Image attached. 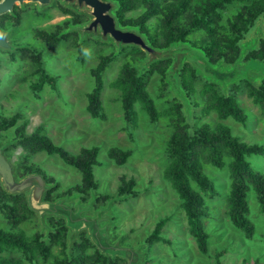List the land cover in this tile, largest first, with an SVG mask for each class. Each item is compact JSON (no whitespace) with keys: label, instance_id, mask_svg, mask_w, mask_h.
Wrapping results in <instances>:
<instances>
[{"label":"rangeland","instance_id":"1","mask_svg":"<svg viewBox=\"0 0 264 264\" xmlns=\"http://www.w3.org/2000/svg\"><path fill=\"white\" fill-rule=\"evenodd\" d=\"M246 6V2L236 1L223 10V21L227 22ZM140 14L141 10L127 12L126 21H134ZM262 18L246 34L242 52L257 46L262 34L257 27L262 26L264 32V23L260 22ZM93 19L92 8L85 3L79 4L77 0H51L45 5L25 2L17 4L12 14L0 16V29L9 32L12 43L17 46L14 52L0 49V124L16 120L8 129L0 130V147L13 142L2 152L12 173L15 169L19 181L18 190L12 191L22 193L21 203L30 200L31 205L42 213L47 205L41 202V197L49 185L52 188L49 193L52 201L61 200L72 208L80 206L85 211L87 209L91 217L103 218V226L109 228L106 235H109L112 243H120L143 253L147 251L145 264H214L218 251H224L221 256L223 264H255L256 260L264 264V215L260 212L255 194L250 191L248 200L249 218L254 226L253 239H248L230 225L225 215V198L231 183L226 168H205L216 182L220 195L208 198L209 215L204 222L210 239L208 252L204 254L200 251L195 238L189 233L181 201L164 176L167 166L166 145L172 130L163 110L170 105V99H177L176 102L183 99L178 89L172 87L170 90L167 85L164 86L165 94L161 93L165 76L162 71L170 61L161 62L157 67L154 65L156 68L147 86L148 94L155 101L159 115H162L154 122L137 105V121L130 122L123 106L122 93L115 82L126 64H133L139 70H148L150 62L160 58L164 52L143 48L139 40L137 45L141 47L140 51L134 50L132 45L119 48L116 39L104 35L99 26L90 27ZM157 22L153 18L148 24L155 25ZM66 31L69 33L64 34ZM44 34L60 37L59 42H48ZM153 36L155 44L160 45L164 41L157 32ZM203 38V34L197 32L189 35L187 43L195 49L203 45ZM208 53L211 58L213 52ZM180 56L177 60L181 59ZM228 57L236 62L212 65L221 71L244 65V61L233 53H229ZM37 58L57 83L53 86L48 81L38 92L33 86L40 80ZM104 59L110 60L101 72V117H94L88 110L89 95L97 88L95 70ZM191 60L189 63H174L173 67L178 69L185 64L182 74L187 65L204 71L202 60ZM170 79L173 81L171 76ZM196 83H199L196 84L197 90L189 95L194 108V123H223L241 140L264 145V112L246 92L237 94L240 106L248 115L246 123L231 118L221 121L213 112L204 111L205 100L199 92L202 82ZM229 91L235 92L232 85ZM38 130L74 157H80L84 150L98 149L100 165L94 167L98 184L94 196L89 195L87 200L73 197L70 190L82 185L78 168L65 163L58 155H49L46 151L31 152L19 142L24 135L30 136ZM113 149L128 152V160L121 165L116 163L110 157ZM248 159L257 171L264 173V157L255 155ZM30 176L38 178L20 183ZM124 179L135 180L138 197L127 201L119 199V189ZM10 180L8 174L7 178L0 174V186L3 189L6 181ZM102 196L108 198L103 199ZM95 199H99L97 208L90 210V202ZM166 217H170L169 221L160 233L164 240L148 244L158 222ZM42 227L36 214L13 227L0 212V229L9 232L23 230L30 236ZM70 235L71 230L68 239ZM59 249L54 248L53 252L58 253ZM93 252L94 249L90 248L87 253ZM116 264L126 262L120 260Z\"/></svg>","mask_w":264,"mask_h":264},{"label":"trees","instance_id":"2","mask_svg":"<svg viewBox=\"0 0 264 264\" xmlns=\"http://www.w3.org/2000/svg\"><path fill=\"white\" fill-rule=\"evenodd\" d=\"M104 1L112 4L110 14L114 17L118 28L134 31L145 39L150 49L164 52L160 58L150 62L148 70H139L133 64H126L115 82V86L122 93L123 106L130 122L137 121L135 110L137 105L154 122L162 115H159L155 101L148 94L147 86L152 71L161 62L170 61L167 68L162 71L165 76L161 93L165 94L164 86L167 85L170 86V90L172 87L178 89L183 99L179 102H176L177 99L174 101L170 99L168 101L170 105L163 110V115L168 119L172 130L166 145L167 166L164 176L181 201L189 233L195 238L200 251L204 254L208 252L210 239L204 222L209 215L208 198L220 195L216 182L206 173V167L227 169L231 183L225 198V215L230 225L248 239H253L254 226L249 218V192L255 194L260 212L264 215V173L257 171L248 158L255 155L264 157V145L249 144L241 140L223 123L197 125L193 122L194 108L190 103L189 95L197 90L196 84L199 83L196 82H202L199 92L205 100L204 111L213 112L221 121L231 118L242 124L246 123L248 115L237 98V94L242 92H246L252 102L264 112L262 26L257 27L262 33L258 38L257 46L242 52L246 34L259 23V18L263 17L260 22L264 23V0ZM236 1H244L247 6L224 22L223 10ZM138 10H141V14L137 19L126 21L127 12ZM12 13L13 11L0 16ZM153 18L157 19V24L149 25L148 21ZM155 32L161 34L164 40L160 45L155 44L153 36ZM197 32L204 36L203 47L194 49L187 43V39L189 35ZM68 33L69 31H66L64 34ZM43 37L54 44L60 39L47 34ZM125 45L134 46V50H142L136 44H123L119 48ZM0 49L12 52L16 50L2 47ZM208 52H213L211 58ZM229 53L240 57L244 65L228 71H221L212 65V63L236 62L235 59L228 57ZM179 55L181 59L177 60ZM191 59L202 60L204 71L187 65L182 74L185 64L174 69V63H189ZM37 60L40 80L33 86L38 92L48 81L53 86L57 83L45 70L41 61L38 58ZM109 60L104 59L95 70L97 88L89 95L88 108L94 117H101L102 107L99 101L103 85L101 72L109 65ZM230 85L235 90L234 93L229 91ZM15 121L14 119L7 121L6 124H0V130L8 129ZM19 142L31 152L46 151L49 155H58L65 163L79 169L82 185L76 190H70L73 197L87 200L89 195H95L98 184L94 176V167L100 165L98 149L84 150L80 157H74L62 146L55 145L40 130L30 136L24 135ZM11 145L13 142L7 143L0 149L3 152ZM129 156L128 152L119 149L110 151V157L119 165L124 164ZM12 174L14 180L6 182L4 189L0 186V212L3 218L13 227H17L36 214L43 227L30 236L23 230L9 232L0 229V264H116L120 260L126 264L146 263L147 251L143 253L138 249H128L120 243L114 244L110 241L109 235H106L109 228L103 226V218L91 217L86 212L87 209L85 211L80 206L72 208L61 200L52 201L49 196L52 188L49 185L42 193L41 202L47 205L42 213L31 205L30 200L21 203L22 193L12 191L19 184L15 169ZM135 185L134 179L129 181L124 179L119 189V199L127 201L138 197L139 193ZM102 197L108 198V196ZM98 201L99 199H95L94 202H90V210L97 208ZM169 218H163L158 222L155 231L148 239V244L164 240L160 233ZM70 230L71 235L68 239ZM57 247L60 249L58 253H54L53 249ZM90 248L94 249L92 254L87 253ZM223 254L224 251L216 253L214 264H223L221 261ZM255 264H260V261L256 260Z\"/></svg>","mask_w":264,"mask_h":264},{"label":"water","instance_id":"3","mask_svg":"<svg viewBox=\"0 0 264 264\" xmlns=\"http://www.w3.org/2000/svg\"><path fill=\"white\" fill-rule=\"evenodd\" d=\"M71 1V0H67ZM79 4L85 3L86 5L92 8V15L94 16L93 21L90 24V27H100L103 34L106 36H111L116 39V42L121 46L122 44H138V41L141 43L140 45L143 48L150 49L146 43L145 39L141 37L139 34L130 30H122L117 27L116 21L114 17L110 14L111 3L104 0H77ZM24 2H39L41 5H45L51 2V0H0V15L6 14L8 12L13 11L14 7L17 4H22ZM0 47L13 50L14 47L11 45L9 41V36L6 32L0 30ZM152 50V49H150ZM0 174L4 177L11 178L10 181L14 180L13 174L11 172V166L9 162L5 159L2 154V150L0 149ZM38 178V176H30L24 179L21 184L30 182V180ZM6 181V182H10ZM20 184V185H21ZM19 188V184L15 186L12 190L16 191Z\"/></svg>","mask_w":264,"mask_h":264},{"label":"flooded vegetation","instance_id":"4","mask_svg":"<svg viewBox=\"0 0 264 264\" xmlns=\"http://www.w3.org/2000/svg\"><path fill=\"white\" fill-rule=\"evenodd\" d=\"M25 3V2H24ZM32 3V2H31ZM23 4V3H22ZM21 5V4H20ZM17 6V5H16ZM15 6V7H16ZM14 7V8H15ZM13 11H14V9H13ZM12 12V11H11ZM4 32V31H3ZM7 34H9V32H6ZM9 36V41L11 42V45L14 47V49H17V46H15L13 43H12V40H11V37H10V35H8Z\"/></svg>","mask_w":264,"mask_h":264}]
</instances>
